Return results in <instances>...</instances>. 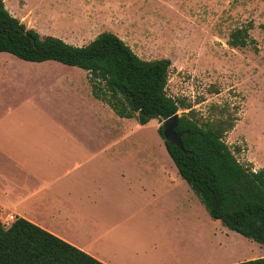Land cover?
<instances>
[{
  "label": "crops",
  "instance_id": "0c3cea01",
  "mask_svg": "<svg viewBox=\"0 0 264 264\" xmlns=\"http://www.w3.org/2000/svg\"><path fill=\"white\" fill-rule=\"evenodd\" d=\"M70 26L91 32L97 24L89 18ZM15 58L0 52L1 223L22 218L103 264H234L264 256L256 243L253 254L184 263L195 249L176 220L191 217L199 200L168 154L158 159L133 147L127 157L119 135L105 142L116 128L106 117L112 124L120 117L94 98L86 71ZM58 117L70 126L49 127Z\"/></svg>",
  "mask_w": 264,
  "mask_h": 264
},
{
  "label": "rangeland",
  "instance_id": "374dc122",
  "mask_svg": "<svg viewBox=\"0 0 264 264\" xmlns=\"http://www.w3.org/2000/svg\"><path fill=\"white\" fill-rule=\"evenodd\" d=\"M3 1L12 16L27 27L41 29L42 36L63 35L66 43L83 46L102 32L116 33L143 60L169 59L166 93L190 107L180 109L178 115L191 110L201 125H231L224 134L226 145L243 166L264 173V0ZM89 18L97 24L93 31L70 28L71 22ZM238 29L248 31L245 47L229 44L230 35ZM105 120L106 126L116 127L113 132L108 129L105 142L113 143L119 135L127 157L137 147L141 154L166 158L156 120L143 126L136 119L120 118L118 124L108 117ZM47 124L70 126L63 117ZM90 126L96 124L90 122ZM167 159L171 161L168 155ZM198 203L191 217L176 220L195 249L182 259L184 263L256 253L255 242L211 219ZM158 218L163 221L164 215ZM199 245L201 250H196Z\"/></svg>",
  "mask_w": 264,
  "mask_h": 264
},
{
  "label": "trees",
  "instance_id": "16d2710c",
  "mask_svg": "<svg viewBox=\"0 0 264 264\" xmlns=\"http://www.w3.org/2000/svg\"><path fill=\"white\" fill-rule=\"evenodd\" d=\"M247 29L234 31L232 47H245ZM252 42V40H250ZM0 52L33 63L54 61L87 72L94 98L120 118L143 126L152 117L163 120L187 110L166 93L171 61L143 60L117 35L98 34L83 46L42 36L12 16L0 0ZM231 125H201L190 110L178 115L176 132L182 148L157 132L177 173L213 220L259 244L264 252V173L243 166L224 141ZM0 264H103L38 226L16 217L0 222ZM234 264H264V256Z\"/></svg>",
  "mask_w": 264,
  "mask_h": 264
},
{
  "label": "water",
  "instance_id": "95a60500",
  "mask_svg": "<svg viewBox=\"0 0 264 264\" xmlns=\"http://www.w3.org/2000/svg\"><path fill=\"white\" fill-rule=\"evenodd\" d=\"M151 120H156L159 126L162 128V137L165 141L182 148L180 141V134L176 132V127L178 123V115H173L165 120L152 117Z\"/></svg>",
  "mask_w": 264,
  "mask_h": 264
},
{
  "label": "built area",
  "instance_id": "2783aa9c",
  "mask_svg": "<svg viewBox=\"0 0 264 264\" xmlns=\"http://www.w3.org/2000/svg\"><path fill=\"white\" fill-rule=\"evenodd\" d=\"M15 220V218L13 216H8L4 221H3V226L7 227L9 226L13 221Z\"/></svg>",
  "mask_w": 264,
  "mask_h": 264
},
{
  "label": "bare ground",
  "instance_id": "6f19581e",
  "mask_svg": "<svg viewBox=\"0 0 264 264\" xmlns=\"http://www.w3.org/2000/svg\"><path fill=\"white\" fill-rule=\"evenodd\" d=\"M163 252V251H162ZM172 255V254H171ZM201 260V259H200Z\"/></svg>",
  "mask_w": 264,
  "mask_h": 264
}]
</instances>
